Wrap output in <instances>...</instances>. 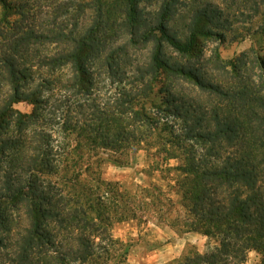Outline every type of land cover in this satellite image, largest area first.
Masks as SVG:
<instances>
[{
    "label": "trees",
    "instance_id": "16d2710c",
    "mask_svg": "<svg viewBox=\"0 0 264 264\" xmlns=\"http://www.w3.org/2000/svg\"><path fill=\"white\" fill-rule=\"evenodd\" d=\"M223 1L0 0V264H126L109 226L136 219L145 201L96 193L79 181L89 165L69 169L83 149L126 165L141 144L178 159L179 231L216 243L169 264H246L251 251L264 264V0ZM241 18L263 36V55L230 62L235 83L223 85L205 72L204 46L236 40ZM102 70L134 85L96 105ZM180 79L197 95L172 85ZM63 90L73 109L57 116Z\"/></svg>",
    "mask_w": 264,
    "mask_h": 264
},
{
    "label": "rangeland",
    "instance_id": "374dc122",
    "mask_svg": "<svg viewBox=\"0 0 264 264\" xmlns=\"http://www.w3.org/2000/svg\"><path fill=\"white\" fill-rule=\"evenodd\" d=\"M213 1L222 4V7L224 6L223 0ZM154 7L150 6L147 10H151ZM47 9L48 6L42 8L39 12L40 23L47 21ZM233 9L237 8L234 7ZM241 10L249 9L243 6ZM244 13L249 12L245 11ZM86 22H88V18L83 21V24ZM235 26L239 29L238 33L242 34L233 42L229 39L227 42L220 44L218 41L211 40L204 46V57L208 60L204 65L205 72L211 79L223 85L235 83L230 62L244 59L247 61V65L250 66L253 52L256 51L263 55V51H259L263 36L261 34L254 36L247 33L246 29L250 27L248 18H241ZM215 52L219 53L221 61H215L213 56ZM131 53L134 59L141 58L144 60L148 55V49L131 51ZM62 72L63 78L66 79L69 76L68 68ZM259 73L258 69L249 71L252 79H256ZM127 75H129L128 79L123 76L124 79L122 80L124 81L120 83L119 79H121V76L118 78L102 70L97 78V88L94 94L97 98L95 104L102 105L107 101L111 104L118 96V87L120 85H126V87L134 85L131 82L130 73H127ZM172 85H175L178 90L197 95L194 88L190 86L192 84L186 81L180 79L173 81ZM60 94V99L63 100L64 97H68L69 92L63 90ZM55 100L53 99L51 103ZM65 101H62L57 116L61 112L65 113L67 109H73L70 102L66 103ZM70 101H72V98H70ZM14 107L24 113L31 110V107L24 102L17 103ZM90 109L85 108V111L89 113ZM75 112L70 111V114L79 117L80 114L77 115ZM58 139L62 140L60 134ZM168 151L157 150L156 145L146 148L141 144L140 147L127 151L129 163L121 166L117 163L101 159L108 157L111 154L110 151L104 149H97L95 151L83 149L81 150L83 159L80 160L79 165H76L73 169H69V173L74 169H76L75 171L83 169L85 171L86 165H89L90 172H81L79 181L87 182L88 185L93 186V189L96 187V193L105 194L106 191H109L110 196L117 197L118 195L121 196L124 192H131L133 194L136 193L138 199L145 201L146 204L145 206H141L136 219L113 220L109 226V234L112 236V239L118 242L121 252H125L123 260H125L126 264H169L181 259L189 252L202 253L216 244L214 239L200 233L180 232L177 228L176 224L182 222L185 210L181 192L175 186L174 180L177 173L173 168L178 165V159L168 158ZM106 183L110 185L109 189ZM120 198L123 199V197ZM147 202L150 205H147ZM118 204L120 207L117 211L122 212L124 210L123 204ZM157 217L161 218L157 219ZM259 258L260 256L257 252L251 251L247 256L246 264H258Z\"/></svg>",
    "mask_w": 264,
    "mask_h": 264
}]
</instances>
